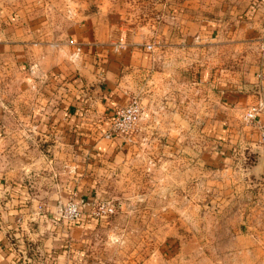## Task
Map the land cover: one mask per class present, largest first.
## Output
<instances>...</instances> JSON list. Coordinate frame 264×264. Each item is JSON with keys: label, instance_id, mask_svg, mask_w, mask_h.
I'll use <instances>...</instances> for the list:
<instances>
[{"label": "crops", "instance_id": "obj_1", "mask_svg": "<svg viewBox=\"0 0 264 264\" xmlns=\"http://www.w3.org/2000/svg\"><path fill=\"white\" fill-rule=\"evenodd\" d=\"M81 1L0 0V264H93L84 249L90 202L129 184L126 172L145 140L159 144L158 154L175 148L165 158L171 168L184 164L189 177L201 174L203 186L226 197L264 189L256 127L264 123V0H250L229 19L224 8L218 21L208 19L205 0H185L184 13L171 11L181 23L159 27L153 43L136 24L115 25L108 6L83 16ZM132 96L142 107L134 130L106 135ZM253 105L261 108L246 124L242 115ZM67 163L69 179L61 175ZM69 197L89 203V214L73 223L58 214ZM179 238L171 233L161 242H199ZM263 238L251 236L248 249H201V257L258 264ZM179 250L167 251L176 260ZM196 252L183 257L191 262Z\"/></svg>", "mask_w": 264, "mask_h": 264}, {"label": "rangeland", "instance_id": "obj_2", "mask_svg": "<svg viewBox=\"0 0 264 264\" xmlns=\"http://www.w3.org/2000/svg\"><path fill=\"white\" fill-rule=\"evenodd\" d=\"M205 1L208 7L205 14L209 20L215 21L219 20L217 15H222L219 13H223L224 8L228 11L226 18L229 19L234 11L241 12L251 6L250 0H225V7L224 0ZM76 5L83 16L99 6H108L116 12L113 19L115 25H138L150 43L154 42L153 32L159 27L168 31L171 21L181 23L184 17L176 18L171 11L175 9L179 13V9L186 7L185 0H113L99 3L82 0ZM182 13L184 11L179 14ZM211 104L215 109V103L212 101ZM22 115L21 120L25 118V114ZM142 144L146 146L145 151L141 155L135 153L132 170L126 172L129 177L124 181L129 184L125 188L121 186L118 195L110 197L101 194L95 199L111 201L114 211L101 218H94L85 211L90 216L87 217L89 227L84 249L93 264H205L201 249L210 252L223 244L232 248L231 245L235 243L248 249L251 236L256 233L264 236V227L256 225L264 219V189L253 194L249 193V188L247 191L243 189L236 196L226 197L216 185L210 189L207 185L203 186L201 174L195 172L194 176L189 177L184 164L179 165L177 170L171 168L165 158L176 152L175 148L166 147L160 155L159 144L157 148L146 140ZM64 168L65 172L61 175L69 179L74 172L72 166L67 163ZM70 196L75 197L73 194ZM173 201L178 202V209L169 208ZM189 202L196 203L197 207H189ZM224 203L229 204L224 208ZM254 203L257 204L256 209ZM171 233H176L183 240L186 236L194 235L199 242H161ZM203 235L211 241L201 242ZM238 236L241 242L235 241ZM171 246L182 251L176 260L170 258L167 251L172 249ZM186 250L199 252L190 262L189 258L183 257ZM159 251H162L161 254ZM216 260L213 262L218 264ZM253 260L243 258V262L247 263ZM220 262L226 264L225 259H220ZM258 264H264V257L258 258Z\"/></svg>", "mask_w": 264, "mask_h": 264}, {"label": "built area", "instance_id": "obj_3", "mask_svg": "<svg viewBox=\"0 0 264 264\" xmlns=\"http://www.w3.org/2000/svg\"><path fill=\"white\" fill-rule=\"evenodd\" d=\"M70 42H72L70 40ZM148 49L152 48L151 44L146 46ZM261 105H253L249 107L242 119L246 124H250L255 121V116L259 112ZM142 114V107L138 96H132L129 98L127 104L119 108L112 116L110 121V130L106 135H128L130 134L137 124L139 117ZM258 138L261 145L264 147V123H257ZM88 202L83 199L77 200L73 197L68 198L59 209L60 219L67 222H76L83 218L84 206ZM89 204V203H88ZM91 215L94 218H101L106 214L114 211V206L109 200H93L90 202Z\"/></svg>", "mask_w": 264, "mask_h": 264}]
</instances>
